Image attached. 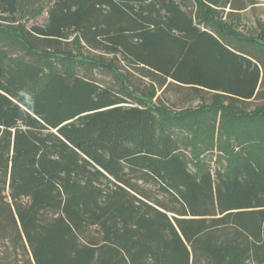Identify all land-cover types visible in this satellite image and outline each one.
<instances>
[{
  "label": "trees",
  "instance_id": "obj_1",
  "mask_svg": "<svg viewBox=\"0 0 264 264\" xmlns=\"http://www.w3.org/2000/svg\"><path fill=\"white\" fill-rule=\"evenodd\" d=\"M19 1L0 0L1 25ZM46 1L21 39L0 26V241L22 264H264V22L243 35L233 11L261 0ZM63 42L214 100L189 115L129 98L55 66ZM215 131L210 168L194 152Z\"/></svg>",
  "mask_w": 264,
  "mask_h": 264
},
{
  "label": "rangeland",
  "instance_id": "obj_2",
  "mask_svg": "<svg viewBox=\"0 0 264 264\" xmlns=\"http://www.w3.org/2000/svg\"><path fill=\"white\" fill-rule=\"evenodd\" d=\"M18 10V22L9 26H4L7 31L11 32L16 36L17 39H21L25 30H27L32 24H44L47 20V10L50 3L46 0H35L32 3L30 0H20ZM228 6L224 8L227 12ZM223 11V12H224ZM239 14L238 26L243 35L247 32H252L257 29L256 21L260 20L264 22V0L253 4L252 7ZM235 19H233L234 21ZM83 44V43H82ZM21 49L23 44L21 42L18 44ZM70 49L71 52L63 53L60 56L62 58L54 59L55 66H62V63L72 68L74 65L84 66L89 68L86 72L78 68V73L85 74L89 78L95 80L98 84L103 87H110L119 93L127 94L129 98H137L141 102L148 105H156L158 107L167 110L169 113L178 114L179 112L187 111L189 115L196 114V112L202 107V105H210L214 98H212L210 92L190 90L186 87H180L179 85H173L168 79L163 87H159L151 77L144 75L143 70L137 66H130L122 58L116 56L114 59L112 54L102 53L98 49H91L84 45H75L71 42H63L62 48ZM102 56V58H92V56ZM43 56V55H42ZM54 57V56H53ZM113 60L115 64H111L109 61ZM92 61V64L89 61ZM63 64V65H64ZM126 96V95H125ZM260 98H251L250 101L243 103L242 105L247 109L253 108L256 104H260ZM221 105L226 106L227 101H223ZM217 116L220 113L217 112ZM219 118V117H218ZM190 119H194L190 116ZM193 128L190 127V132H187L188 139L190 140V135ZM218 134L212 136L213 146H206L208 140L202 139L200 143V150L194 152L198 155L199 159L204 161V164L210 165V168H216L220 163L223 156L218 150ZM205 142V143H204ZM199 143V142H198ZM204 143V145H203ZM188 147L183 149L189 159H193L192 146L190 144ZM190 170L193 169L191 164H188ZM147 192L151 197H160L156 188L151 185H145ZM24 257L22 247L19 246L17 251L14 252L11 246L7 243L0 241V264H22L21 258Z\"/></svg>",
  "mask_w": 264,
  "mask_h": 264
},
{
  "label": "crops",
  "instance_id": "obj_3",
  "mask_svg": "<svg viewBox=\"0 0 264 264\" xmlns=\"http://www.w3.org/2000/svg\"><path fill=\"white\" fill-rule=\"evenodd\" d=\"M254 6H255V4H254ZM250 7H251V6L248 5L245 9H241V10H235V9H233V11H234V12L243 13L244 11H247V9H249ZM228 11H232V10L228 9Z\"/></svg>",
  "mask_w": 264,
  "mask_h": 264
}]
</instances>
